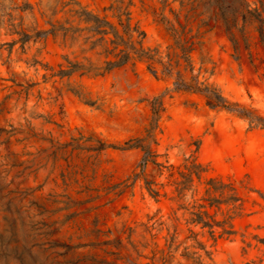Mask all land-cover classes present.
<instances>
[{
    "label": "rangeland",
    "instance_id": "1",
    "mask_svg": "<svg viewBox=\"0 0 264 264\" xmlns=\"http://www.w3.org/2000/svg\"><path fill=\"white\" fill-rule=\"evenodd\" d=\"M62 1L0 0V264H264V127L175 84L178 71L198 76L264 116V35L250 12L264 0H126L145 47L172 58L167 77L141 60L62 75L106 59L53 35L20 40L64 21ZM76 1L118 23L115 0ZM192 161L201 177L180 195ZM223 191L238 199L211 206ZM200 210L234 232L213 236L192 221Z\"/></svg>",
    "mask_w": 264,
    "mask_h": 264
},
{
    "label": "trees",
    "instance_id": "2",
    "mask_svg": "<svg viewBox=\"0 0 264 264\" xmlns=\"http://www.w3.org/2000/svg\"><path fill=\"white\" fill-rule=\"evenodd\" d=\"M116 3L112 4L110 9L114 10V15L118 17V23L109 19L108 15L101 16L98 13H94L89 9L81 6L76 8L74 5L80 4L76 0L62 1V8L58 9L57 6L53 10V14H58L63 11L67 6H71L65 11L66 18L64 21L53 22L50 21L52 27L46 30H40L33 35L28 32H21L22 42H27L32 37H39L44 35L48 38L53 35L54 38H61L64 45L73 46L79 42L81 51L86 52L99 48V54L106 57L104 64H98L90 60L89 63L73 62L70 61V68L63 69L62 75H71L75 71H82L84 73L94 72L96 75L105 74L112 71L115 68L123 67L133 61L135 64L137 60L145 61L148 64V69L157 77L171 76L174 74L175 64L172 58L169 56L167 60L164 59L162 52L158 47H145L144 38L146 33L141 29L139 24H133L132 11L130 6L133 1L126 2V0H115ZM23 9L33 8V5L26 1L21 6ZM253 14V20L260 22V31L264 35V9L259 8L251 9ZM86 23V26H81V23ZM231 28V27H230ZM234 40V39H233ZM179 44V43H178ZM193 44L191 46L181 45L183 50V57L190 61V52L192 51ZM179 62V61H178ZM176 89L200 92L205 95L207 104L211 107H221L229 109L230 111L237 113L240 116L249 119L251 124L261 125L264 127V116L258 114L256 110L242 106L238 102H231L227 99L222 91L214 84L201 81L198 76L192 75L188 78L181 71L177 72V79L175 81ZM165 94L156 96L153 101V120L152 127L149 129V137L152 136L153 130L157 126L159 119L163 112L166 110L164 103ZM146 139H140L137 146H141L145 150L143 157V164L152 156V150L149 143H144ZM189 172L184 173V180L178 183L177 190L180 195L188 188L189 183L193 181L194 174L201 177L203 171L201 164L196 161L188 166ZM213 180V179H212ZM211 180V183H212ZM149 189L158 195V191H154L150 188L152 182H147ZM221 197H212L210 205L226 202L227 200H237L234 195L223 198L224 191L221 193ZM194 217L192 221L201 222L204 226L210 227V231L213 236L216 234L215 226L223 227V234H231L234 232L233 225L228 221H218L208 210H200L193 212ZM202 244V243H200ZM203 245V244H202Z\"/></svg>",
    "mask_w": 264,
    "mask_h": 264
}]
</instances>
